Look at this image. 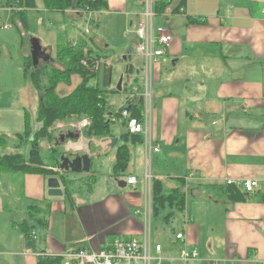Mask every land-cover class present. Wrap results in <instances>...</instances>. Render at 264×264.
I'll use <instances>...</instances> for the list:
<instances>
[{
  "label": "crops",
  "instance_id": "0c3cea01",
  "mask_svg": "<svg viewBox=\"0 0 264 264\" xmlns=\"http://www.w3.org/2000/svg\"><path fill=\"white\" fill-rule=\"evenodd\" d=\"M107 1L105 13L122 12L126 27L131 26V17L143 6L141 0ZM161 2L167 6L160 9L157 5V20L170 31L172 40L153 67L151 131L153 142L159 143L161 150L152 158V191L157 180L164 192L183 185L185 193L184 208L173 217H167L170 208L154 215L152 240L162 245L161 264H264V0ZM11 4L10 0H0V157L19 153L29 161L33 138L26 140L24 134L32 122L38 130L41 106L35 114L28 106L26 93L31 79L26 72L27 61L30 59L36 70L55 59L52 49L36 37L47 58H41L35 67L31 56L33 36L28 43V32L22 31L20 41L15 42V35L4 33L13 23L25 30L26 11L33 7L25 4L24 10L14 11L16 7ZM44 9L58 12L45 5ZM70 12L75 19L86 17V11ZM69 17L64 15L66 20ZM86 29L89 33L85 35L97 30L95 35L103 38L101 18L97 27L90 21ZM135 50L134 43L132 51L122 55L123 60L127 61ZM137 56L140 63L128 62L125 74L120 76L121 89L117 82L118 95L130 91L131 83L143 85V58ZM108 98L105 101L109 103ZM117 106L113 105L114 109ZM118 121L116 133L111 126L109 135L93 134L86 141L66 138L61 142H67L69 148L53 156L44 157V147L40 146L42 165L55 168L52 161H58L56 173L4 172L0 167V264H38L43 255L83 247L99 250L115 238H142L144 222L136 209L144 201V140L141 134L129 131L125 120ZM112 137L118 138L114 146ZM55 143L62 145L58 140ZM24 144L30 145L27 153L19 151ZM7 148L14 152L5 153ZM121 151H125V159ZM70 153L89 154L90 171L77 178L73 174L78 172L61 169V155ZM109 156L113 157L110 180H115L119 189L100 176ZM120 162L122 166L116 172ZM132 175L139 180L135 187L127 183ZM51 176L60 178L62 196L48 195L47 179ZM78 179L86 185V191L72 188ZM227 179H255L260 185L248 193L240 185H229ZM17 183L20 191L15 194ZM125 187L130 191L122 192ZM11 202L15 208L24 209L22 213L20 210L22 220L12 218ZM31 206L38 207L39 212L31 214ZM20 224H27L29 238ZM178 232L184 233V240L176 238ZM39 238L42 240L38 243ZM183 247L196 250L197 259L180 260Z\"/></svg>",
  "mask_w": 264,
  "mask_h": 264
},
{
  "label": "rangeland",
  "instance_id": "374dc122",
  "mask_svg": "<svg viewBox=\"0 0 264 264\" xmlns=\"http://www.w3.org/2000/svg\"><path fill=\"white\" fill-rule=\"evenodd\" d=\"M142 4H143V0ZM11 7L15 8V10H24L25 4L27 5V0H22L18 3V0H10ZM14 3V4H13ZM35 7V8H34ZM154 24L155 26H158L160 23H158V15L159 11L157 10L158 7L154 5ZM105 8H97V9H89L88 11L84 12L85 16L84 18L78 19L76 15L73 16V12L71 13V8H66L64 11L56 10L58 12L54 11H48L44 9V0H34V6L26 11V28L23 29H17V27L14 25L10 30L5 31L4 33H11L15 35L14 38L15 42L20 41L21 39V32L24 34V32H28V43L30 42L29 39L30 36H35L42 38V43L44 47H49V49H52L53 52H51L53 58L55 59L54 62H51L50 65H42L40 69L38 70V73L36 77L35 82L32 81V77L29 76L28 80V86H27V93L28 96L27 99L29 101L28 106L32 114H35L36 110L41 106V100L43 96L47 99H58L59 95L61 97L68 96L70 93H72L77 86L82 81V78L85 77L88 78L87 81H89V84L95 85L100 89L96 88H90L96 90L98 92V103L97 106L100 109H104V112L102 115H104L105 118L108 117L110 110H114L113 105L117 106L120 105L121 101V107L126 106L127 103H129V98L126 94L129 91H122L123 95H118V90L116 89L117 82L120 79L121 74H125L128 62L136 60L134 63L138 64L140 63L139 58L136 53H131L132 56L127 60H123L122 55L127 54L130 50L132 51L134 43L136 44L137 41V35L136 30L139 28V24L142 20L144 11L146 9V5L144 4L142 8L140 7L137 9L134 16L131 17L129 27H126V16L122 14V12H107L105 13ZM84 11V10H83ZM69 15L70 17L67 18V20L64 18V15ZM101 18V36L103 38L98 37L96 34L97 30H95V33L93 32L91 35H85L84 28L88 24V22H92L94 26L97 27L98 21ZM45 19V20H44ZM64 20L66 21V25H64ZM54 25V26H53ZM162 25V24H160ZM132 33V34H131ZM17 34V35H16ZM128 35V36H127ZM130 35V36H129ZM19 39V40H18ZM58 39V40H57ZM99 40V42L96 41ZM25 40V37H24ZM105 40L110 44L111 50L108 49V46L106 45ZM26 42V40H25ZM85 44V51L83 54H79L78 59L74 62H72V57L69 55L71 51H77L73 50L79 47L78 45L81 43ZM17 49L18 46L16 43L13 44ZM73 47V48H72ZM155 47H158V44H155ZM72 48V49H69ZM7 52L10 53V49L7 48ZM20 52V51H19ZM22 52V51H21ZM20 52V53H21ZM135 56V57H134ZM91 57L94 61L90 62L89 65L95 66V74L93 73V76L90 77L88 74V66H84L82 63L83 59H90ZM143 58V57H142ZM22 61V60H21ZM20 61V62H21ZM144 61V59H143ZM155 65V64H154ZM27 69L26 72L29 74L33 73V67L31 65V60L27 61ZM73 66V67H72ZM112 67L111 75H112V83H109V72L110 68ZM154 67V66H153ZM66 68H68V71H66ZM131 68V67H130ZM72 69L76 73H70L72 72ZM131 70V69H130ZM66 71V72H64ZM180 71V66L177 68V72ZM133 72V69H132ZM175 72V71H173ZM144 77V81L148 84L146 88L150 89L151 92V104L153 107V73L152 77L150 78L149 75H147L148 78H146V72L144 71L142 74ZM90 78V79H89ZM125 80V78H124ZM127 80V79H126ZM125 80V82H126ZM54 84V85H53ZM111 84V85H110ZM151 84V87H150ZM99 85V86H98ZM133 83H131V86ZM111 86V88H109ZM52 90H55L58 94L54 95L51 93ZM120 92V91H119ZM66 94V95H65ZM109 97V98H108ZM109 100V103L106 101V105L104 100ZM144 105L145 111H147V108L149 107V96L148 99L144 96ZM118 108V106L116 107ZM109 110V111H108ZM108 111V112H107ZM135 118H140L134 114H132ZM94 117L87 114H74L69 115L66 118H58L54 121H52L48 126H44L43 122L37 120L38 124V130H34V125L36 122L30 123V133L32 135H35L36 141L38 143V148L43 145L44 149L42 148L41 151L43 152L44 157L50 156V154L53 156V154H56V152H62V149L69 148L68 143L61 142V146H57L55 143L56 140L59 139V134L67 132L68 130H72L75 133L80 134V138L85 139L94 136L92 132L89 131L90 126L92 125ZM85 122H88V128L85 126ZM111 131L116 133L117 128L120 126V121L113 120L110 121ZM126 124H128V121H126ZM90 125V126H89ZM124 126V125H123ZM150 127L152 129V113H151V119H150ZM86 130V131H85ZM120 130V129H119ZM89 133H86V132ZM91 134V135H89ZM107 137V136H106ZM2 138V137H0ZM24 139V138H23ZM26 140H28V137H26ZM33 142V141H32ZM74 142V141H73ZM65 143V144H63ZM59 144V143H58ZM78 146V145H76ZM75 147V145H74ZM30 145L24 144L21 147L20 152L27 153L29 151ZM40 149V148H39ZM14 152L11 148L5 149V153H11ZM65 153V152H64ZM147 153L145 154V147H144V163L146 168V157ZM112 156L108 158L107 164L105 165L102 175V180L106 182H110L112 184V188L116 187L117 189V183L115 180H110L109 171H110V162L112 160ZM54 162L53 165L55 168H48L43 165V167L47 168L46 170L53 174L56 173V168L59 169L57 166L58 161H52ZM152 163V160H151ZM151 167V165H150ZM131 169V166H130ZM128 169V170H130ZM151 172V170H150ZM73 175H77V178L84 175V172L80 173H74ZM90 177L87 178V180ZM123 179H126V176H123ZM100 178V181H102ZM153 180V177H152ZM153 182V181H152ZM104 183V182H103ZM18 186H16L15 194L16 192L20 191V185L17 183ZM86 185H83V181L81 179H78V181H75V184L72 186L73 189H76L77 192L79 191H86L85 188ZM5 188V186H4ZM8 188V184H7ZM9 189V188H8ZM130 187H125L122 189V192H128L130 191ZM79 194V193H78ZM12 197L14 195H11ZM7 198H10V195H7ZM67 204L69 201L67 200ZM25 203V199H24ZM12 205V218L14 220H22L21 219V213L24 209L15 208V204L11 202ZM30 213H36L39 212L38 207L31 206L30 207ZM62 214L58 215L59 220H61ZM154 214H153V208H152V217H151V223L153 222ZM159 221V220H158ZM29 229V228H28ZM154 234L156 233V227L154 226ZM73 232V229L71 230ZM159 231H163L160 229ZM74 233V232H73ZM72 234V233H71ZM73 235V234H72ZM42 240V238H39V241ZM44 240V239H43ZM159 244V243H158ZM40 245V244H39ZM156 245V242H153V250L152 255L154 259L152 260V264H158V260L156 259L159 254L155 253L154 247ZM29 247H32L30 244ZM9 261V260H8ZM161 264V263H159Z\"/></svg>",
  "mask_w": 264,
  "mask_h": 264
},
{
  "label": "built area",
  "instance_id": "2783aa9c",
  "mask_svg": "<svg viewBox=\"0 0 264 264\" xmlns=\"http://www.w3.org/2000/svg\"><path fill=\"white\" fill-rule=\"evenodd\" d=\"M159 1H170V0H143V5H146L142 20L139 24L138 30H136L137 41L135 44L136 53L141 55L144 59L142 68L147 75L152 77L153 66L156 62L160 61L166 54L167 46L172 40V34L164 25L155 26L154 24V5L157 7ZM182 10V7L180 8ZM2 26L8 27L9 25L3 23ZM89 33V29L85 30ZM158 44V47H155ZM83 59L82 63L84 66H88V71L95 73V66L89 65L95 58ZM147 80H143V85L140 86L138 83H133L127 97L130 99L126 106L115 108L110 110L107 117L109 121L125 120L128 121V129L133 134H141L144 140L145 154L147 153L146 168L143 174L142 184L144 187V201L136 209L137 213H140L144 222V230L142 238L131 237L129 239L115 238L114 240L106 243L99 250L90 249L87 247L75 249L72 251L64 252L58 255L62 259L63 264H152L154 259L152 255L153 240H152V175H151V160L154 153H159L161 145L153 142V133L150 127V119L152 113L151 104V92L147 87ZM151 87V84H150ZM144 96L148 99L149 96V107L145 111L144 105L141 106V117H133V110L130 108L136 105L139 100L144 103ZM88 122H85L87 125ZM127 183L132 186H137L139 183L138 177L132 175L127 178ZM229 185H240L244 191L251 193L255 192L259 187V181L255 179L239 180L227 179ZM176 238L184 240L185 235L182 232L176 233ZM155 253L159 254L156 257L158 264L162 263L163 256L161 254L162 245L156 243L154 247ZM198 252L196 250H189L183 247L179 252L180 260L185 262L197 259Z\"/></svg>",
  "mask_w": 264,
  "mask_h": 264
},
{
  "label": "trees",
  "instance_id": "16d2710c",
  "mask_svg": "<svg viewBox=\"0 0 264 264\" xmlns=\"http://www.w3.org/2000/svg\"><path fill=\"white\" fill-rule=\"evenodd\" d=\"M21 1L22 0H18V3ZM27 5L34 6V0H27ZM44 5L47 9L50 10L64 11V9L70 7L73 10L79 9L82 11L83 10L88 11L89 9L94 10L100 7L107 9L108 1L107 0H44ZM165 5L167 6L165 2L159 3L160 9L165 8ZM78 46L79 47H77L76 49H73V50L78 49L77 51H71L69 53V55H71L72 57V62L76 61L79 57L78 55L83 54V52L85 51L84 43H81ZM39 69L40 68H37L35 70L33 67V73L30 74L33 82L36 81L34 77H36ZM74 70L77 69H72L71 70L72 72L70 73H76V71ZM66 71H68V68H66ZM88 74L90 75V77L93 76V73L91 72H89ZM87 80H88L87 77H85L84 79L82 78V81L77 86V88L68 96L61 97L57 92H55V90H52L51 93L54 95L58 94L59 95L58 99L52 100L51 98L49 100L43 96V101L38 118L40 121L43 122L44 126H48L52 121L58 118L61 119L66 118L71 114L72 115L87 114L89 116L92 115L94 117L92 125L89 128V131L92 132V134H95L97 136L109 135V133L111 132L110 131L111 123L107 118L104 117V115H102L104 109L98 108L99 107L97 106L98 92H96V90L93 91L94 88L97 89L98 87L89 84V81ZM104 102L106 105L105 100ZM130 108L133 110L134 115L139 117L141 113V100H139L136 105H133ZM24 136L28 138L31 137L33 138L34 147L31 150L30 160L27 161L26 158L19 153L6 154L0 157V167L2 168V170H4V172L6 171V172L15 173L22 171V172H30V173L48 174L49 172L46 170L47 168L43 167L42 165L41 157L38 150L39 149L38 143L36 141L35 135H32L30 133V130L28 129L26 130ZM137 136L141 137L140 135ZM120 156L123 159H125L126 158L125 151H121ZM121 166H122V162L116 165L115 167L116 172L120 170ZM156 181L157 180H154V191H152L153 214L159 215L163 210L170 208L172 211L167 215V217H173L176 211H181L184 208L185 193L183 191V185H180L179 187L174 188L168 192H164L162 190V186H159L160 183ZM19 226L24 231L26 237L29 238L31 232L30 229H28L27 224H20ZM38 264H63V263L60 257L53 255H43L42 257L39 258Z\"/></svg>",
  "mask_w": 264,
  "mask_h": 264
},
{
  "label": "water",
  "instance_id": "95a60500",
  "mask_svg": "<svg viewBox=\"0 0 264 264\" xmlns=\"http://www.w3.org/2000/svg\"><path fill=\"white\" fill-rule=\"evenodd\" d=\"M31 56L33 60V64L35 67L38 66V63L41 58H47L45 50L43 49L41 42L38 38H31ZM111 79V72H110ZM123 77L119 79L118 88L121 89ZM80 137L79 133H75L74 131H69L67 134L62 136V141L66 138L78 139ZM112 146H114L118 138L112 137ZM61 169L72 170L73 172H88L91 168V158L87 153H70L61 155ZM121 182V181H120ZM120 185H125V182L120 183ZM47 187H48V195L49 196H62L64 194L63 189L61 187L60 178L57 176H51L47 179Z\"/></svg>",
  "mask_w": 264,
  "mask_h": 264
},
{
  "label": "flooded vegetation",
  "instance_id": "af4514ba",
  "mask_svg": "<svg viewBox=\"0 0 264 264\" xmlns=\"http://www.w3.org/2000/svg\"><path fill=\"white\" fill-rule=\"evenodd\" d=\"M69 131H71V130H69ZM68 131V132H69ZM68 132H64V133H62V134H60V136H59V139H58V142L60 143V141H62V136H64L66 133H68Z\"/></svg>",
  "mask_w": 264,
  "mask_h": 264
},
{
  "label": "bare ground",
  "instance_id": "6f19581e",
  "mask_svg": "<svg viewBox=\"0 0 264 264\" xmlns=\"http://www.w3.org/2000/svg\"><path fill=\"white\" fill-rule=\"evenodd\" d=\"M75 147H76V145H75Z\"/></svg>",
  "mask_w": 264,
  "mask_h": 264
}]
</instances>
